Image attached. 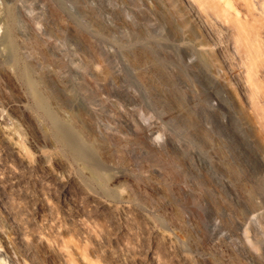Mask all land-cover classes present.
<instances>
[{
  "label": "rangeland",
  "instance_id": "rangeland-1",
  "mask_svg": "<svg viewBox=\"0 0 264 264\" xmlns=\"http://www.w3.org/2000/svg\"><path fill=\"white\" fill-rule=\"evenodd\" d=\"M0 264H264V0H0Z\"/></svg>",
  "mask_w": 264,
  "mask_h": 264
},
{
  "label": "bare ground",
  "instance_id": "bare-ground-1",
  "mask_svg": "<svg viewBox=\"0 0 264 264\" xmlns=\"http://www.w3.org/2000/svg\"><path fill=\"white\" fill-rule=\"evenodd\" d=\"M55 100V99H54ZM71 120L74 121V118H71ZM73 127H72V130L74 131V134L76 135V137L78 138V141L80 142V145L86 149V150H90V151H93L95 152L96 154L99 153V148L97 145L94 144V140L91 141L89 140L88 138H86L83 134L84 130H85V127L80 125V124H74L73 123ZM86 131V130H85ZM97 144H99L98 141H96Z\"/></svg>",
  "mask_w": 264,
  "mask_h": 264
}]
</instances>
